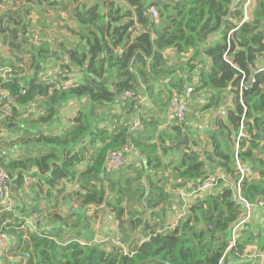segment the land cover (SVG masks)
<instances>
[{"label": "trees", "instance_id": "16d2710c", "mask_svg": "<svg viewBox=\"0 0 264 264\" xmlns=\"http://www.w3.org/2000/svg\"><path fill=\"white\" fill-rule=\"evenodd\" d=\"M32 1L36 4L38 0ZM83 1L66 0L67 6L75 4L70 11L75 18L68 15L71 25L64 26L70 40L64 43L47 36L61 56L51 54L50 41L29 43L24 29L35 26L16 16L22 32L15 47L26 54L23 63L10 60L3 65L13 72L0 85V139L4 131L17 132V140L25 149L23 154L8 158L0 148V154L4 153L0 163L13 178L14 186L13 209L0 212V232L13 238L10 247L0 250V264H229L244 259L247 246L264 252V232L254 236L248 222L240 226L235 245L226 252L230 228L244 216L233 189L238 180L235 141L241 127L244 136L238 141L237 156L251 166V174L241 181L240 194L251 203L264 200V0H249L244 22L241 20L248 0H161L163 6L159 0ZM151 6L159 13L157 23L151 18ZM54 14L44 16V20L56 30L62 17ZM46 21L40 24L43 30L49 29L44 27L49 25ZM168 50L173 51L178 64L170 62ZM187 52L190 55L185 63L181 57ZM52 58L66 61L62 72L76 69L80 75L76 87L60 91L39 82L38 76L45 69L41 63ZM187 86L193 87L192 98L205 92L204 109L217 111L230 103L224 115L218 114L214 120L218 133L209 132L210 150L200 149L197 141L193 142L197 149H175L183 135H189L186 122L173 120L168 125L170 133L156 135L170 99L182 94ZM126 93L130 96L123 97ZM141 94L156 110L136 107ZM82 97L88 105L76 114L69 128L55 134L50 126L57 119L58 109ZM37 101L42 114L29 113ZM116 105L125 110L122 123L113 113ZM131 117L141 122V130L131 129ZM42 126L48 129L44 131ZM128 146L144 157L141 172H148L144 180L149 193L146 203L139 202L146 213L142 216H138L141 212L137 208L124 206L127 195L141 188L137 185L140 173L123 182L114 179L121 177L120 170L128 159L113 173L104 171L109 153L124 151ZM75 147H79V155ZM88 147L92 156L86 159ZM170 153L178 154V159H171L165 166L162 157ZM85 160L91 162L80 176L85 194H73L82 199L80 206L104 202L113 212L118 237L106 244L91 238L83 240L89 230L87 223L72 232L79 223L68 224L65 218L57 217V202L52 206L51 227L44 229L41 225L37 229L32 221L33 214L42 213V195L47 200L57 199L64 193L60 183L72 182L75 168ZM165 170L174 177L173 189L216 174L221 177L215 191L193 202L185 219L167 232L161 230L168 211L165 206L172 200L160 185L166 178ZM27 176L32 179L30 184H26ZM34 179L43 182L47 193L41 188L35 191ZM21 188L28 197L35 194L36 205L15 206L14 195ZM214 221L215 235L211 237L209 225ZM67 225L70 231L65 230ZM260 255H253L245 264H264ZM150 258L159 262H144Z\"/></svg>", "mask_w": 264, "mask_h": 264}, {"label": "crops", "instance_id": "0c3cea01", "mask_svg": "<svg viewBox=\"0 0 264 264\" xmlns=\"http://www.w3.org/2000/svg\"><path fill=\"white\" fill-rule=\"evenodd\" d=\"M52 1L54 0H38L37 3H40V6H36L37 3L34 4L32 0H0V64L7 65L10 60H15L17 62L23 63L22 59L25 56L26 52L25 53L17 52L15 47V45L20 41L21 32H22L21 24L18 23L19 19H20L19 21L29 23L30 26H35L30 30L29 28L24 29V31L27 32L25 37L29 38V43L33 44L34 40H36L39 41L37 44L41 45L44 41L46 42L50 41V48L53 47L52 41L48 39L47 36H49L50 38L54 37L55 30L53 28L43 30L40 27V24L46 21L44 20V16L49 17L50 15H53L54 11L58 10L57 12L60 14L61 17L63 16L62 17L63 19L65 18V16L70 15V11L75 8V4L72 3L71 6H67L66 0H62L61 4H58L57 1L59 0H56V4L53 5L51 4ZM86 1H91V0H86ZM16 16L19 19H16ZM46 22L48 23V21ZM50 25L52 24L50 23L48 26ZM65 25H71L70 21L69 22L59 21L58 33L59 31L60 33L65 32V29H63ZM12 32L14 33L13 35ZM38 32L43 36L38 37L37 36ZM29 34L31 35V37L29 36ZM66 35L70 37L69 34ZM23 45L27 46L29 44L24 43ZM54 52L59 53L57 51H52V53ZM166 55L169 56L170 62H175L176 64H178V61L176 60L172 50H168L166 52ZM25 61H27V59H25ZM28 65L29 63L26 66ZM52 68H54V66ZM190 74L193 75V73ZM67 80L79 82L80 75H72V77L70 75L67 78ZM206 97L207 95L205 94V92L200 93L199 95L196 94V97L192 98V102L189 105V112L187 113V116L191 117V119L189 118L187 120L186 117L187 120L186 126L189 129V135L186 134L188 136L189 144L186 147L193 146V149H197V147L193 143L194 141H197V145L200 149L210 150L209 136H208L209 132L210 131L215 132V130L218 131V129L214 125V120L217 117H219L217 116L218 114H221V116H223L225 113V107H228L230 105V103L227 102L223 106H221L217 111L204 109L203 107L207 102ZM87 105L88 102L83 97L79 99H71L67 101L58 109L57 119H55L52 122V126H50V129H53L55 134H61L64 130H66L71 126V121L76 116V114L80 110L84 109V107ZM37 106H38L37 103L31 106L29 113L34 112L35 115L42 114V112L38 111ZM150 106L151 105L147 101V97L144 94H141L140 97L138 96V103L136 107H139L140 109L144 107V108H151L152 110H156V108ZM113 113L119 116L118 120L120 121V123H122L125 114L124 108H122V106L116 105ZM161 118L162 121L159 122L158 124V133L156 134L157 136L161 131H165V133H170V129L168 128V125L173 124V120L169 117L168 111H167V115L161 116ZM135 120L138 119H136V117H131L132 125ZM132 125H131V129H132ZM41 129L46 131L48 129V126H42ZM141 129L142 127L138 130H134V129L132 130L139 131ZM18 137L19 134L17 132L9 133L8 131H4L2 133V138L0 139V148L5 149L8 158H15L20 154H23L25 145L17 140ZM7 143L9 144L6 145ZM78 149L79 147H75L74 149L78 153L77 155H79ZM91 151L92 150L88 147V151L84 154V157L86 159L91 158L92 156ZM171 159L177 160L178 154L170 153L164 155L162 157L163 164H165V166H168ZM142 161H144V157H141L139 152L135 148L134 149L131 148V152L128 155L127 165L122 170H120L121 177L116 176L114 178V179L120 178V181L123 182L124 179L134 178L135 175H137V173H140L141 182L139 181L137 185H141V188L136 191L134 190L131 191L130 194L127 195L126 197L128 202L124 204V206H127L132 209L137 208L141 212L139 213L138 216H142L144 214L146 215V213L143 212L142 207L139 206V202L142 201L146 203L145 196L149 193L148 187L145 185V180H144L145 175H147L148 172L147 171L144 173L141 172V168L143 165ZM90 163L91 162L85 160L82 162V164L79 165L77 164L78 166L75 168L74 171V180L72 182L71 180H66V181L64 180V182L60 183V186L64 187V193L60 194L57 197V199L50 197L49 200H47L45 199V195H42L43 198L39 201V204L41 205L42 208V213L39 215L37 214L32 215V221L34 222V226H36L37 229H39L41 225L43 226L44 229L51 227V222L53 217V215L51 214V212L53 211L52 206L54 203L57 202L58 203L57 217L60 216L61 218H65L68 224H72L74 222L79 223L77 225L78 228L72 229L71 230L72 232H78L79 229L84 228L83 226L86 223L88 224L89 230L87 233L84 234L83 240L88 241V238H91V240L93 241L96 240L95 243L101 242L105 244L108 243V240L112 241L113 237L107 239V236L98 239L99 233H101V231L99 232V229L102 227H105V229L104 228L102 229H104L105 232L109 233L110 236H112L113 234H116L117 236L113 212L105 206L104 202L100 204H93L91 202L89 204L80 206L82 199H80L79 197H82V195L85 194V190L81 188L80 176H82V174L84 173V170L86 169V165H90ZM167 173L168 170H165L164 175L166 178H164L165 180L161 182L160 185L161 188L169 194L170 200L172 201L170 205L165 206V208L168 209V211L165 213V221L163 223V227L161 230L163 232L164 231L167 232L168 230H171L173 229V227L177 226V224L181 220L185 219V217L187 216L191 204L196 200L203 198L201 196L198 197L194 196L185 199L183 197V193L189 189V185H191V183L187 184L186 186L173 189V186L175 184L174 177L167 175ZM35 183L37 184V187L34 188L35 191L41 188L44 193H47L48 188L45 185H43V182H39L36 179H34L33 184ZM98 188H99V184H96L95 189ZM32 191L30 190L29 192ZM212 191H215V189H213ZM75 192H79L78 198L74 196L73 193ZM14 197H16L14 200L15 206L20 208L23 207L24 205L25 206L36 205L38 201L35 199L34 193L33 194L30 193L28 197L25 190L22 188L19 189L17 193H15ZM168 203L169 202H166L165 204ZM162 207L163 206L159 205L158 208H162ZM259 211L260 210L258 209H253L251 219L247 223L249 230L254 236L262 234L261 232H264V217ZM143 219L147 220L146 218ZM26 221L28 222L27 225L29 226V221L28 220ZM157 222H159V220ZM94 225H96V228H94ZM151 225H153V222L151 223ZM69 227L71 226L67 225L65 230L70 231ZM157 230L159 231V227L157 228ZM131 240H132L131 237L128 238L129 242ZM12 241L13 238L8 237L6 243V245H8L7 247H10L12 245ZM121 241L124 244H126L124 238H121ZM123 247L125 248V246ZM244 252L246 256L244 259L238 258L235 261H231L229 264H245L247 259L249 260L250 256L253 255L255 256L256 254L259 253L261 254L259 258L263 259L264 257V252L262 251L259 252V250L254 245L247 246L244 249ZM262 259H260L259 261H262Z\"/></svg>", "mask_w": 264, "mask_h": 264}, {"label": "built area", "instance_id": "2783aa9c", "mask_svg": "<svg viewBox=\"0 0 264 264\" xmlns=\"http://www.w3.org/2000/svg\"><path fill=\"white\" fill-rule=\"evenodd\" d=\"M248 4H249V0L247 1L245 7ZM245 7H244V16L241 22H244L248 18L247 7L246 8ZM149 12L151 14L152 20L155 23H157L159 19L158 11L155 9V7L151 6L149 7ZM62 68H63L62 65H59L58 68L54 67L53 69H49V68L44 69V71H42L38 76L39 82L45 85H50L52 86L53 89L60 91H65L70 87H76L79 82L67 80L70 74L69 75L62 74L61 72ZM12 72L13 71L10 67L0 65V85L1 82L3 80H6L7 77H9ZM60 79L61 82H59ZM192 93H193V87L187 86L185 87V90L182 94H174V96L170 99L168 103V114L169 117L175 122L182 124L186 122L187 113L189 112V105L192 102ZM129 96L130 94L126 93L123 97H129ZM1 98L6 99L5 94L1 93ZM38 102L39 101L35 103H37L38 105ZM4 108H5V113L9 114L10 112L9 106L5 105ZM140 128H141V122L139 120H135L132 125V129L138 130ZM242 136H244V134L241 127L237 133L236 143H235L234 161L236 167L235 173L238 176V180L233 189H234L235 200L241 204L244 211V216L233 227H231V236L228 246L226 248V252L235 245L236 237H237L236 233L241 225L250 221L253 209L260 210L259 212L264 217V200H259L256 203H251L245 200L240 194L241 181L243 180L244 177L251 174V166L248 163L242 162L237 156V150H238L237 142ZM130 152H131V148L129 146L126 147L124 151L115 150L110 152L106 164L104 166L105 173L111 174L114 171H116L118 168H120L128 159V155ZM2 155H4L3 152L0 154V156ZM220 179H221L220 176L215 175L211 178H207L200 182L192 183L191 185H189V189L183 193V197L185 199L194 196L205 197L210 193V191H212L218 185V180ZM25 181L26 184L28 183L30 184L32 182V179L29 176H27L25 178ZM13 188H14L13 178L4 170L2 164L0 163V212H8L13 209L14 207L12 201ZM7 240H8V235L6 233L0 232V250L3 247H5Z\"/></svg>", "mask_w": 264, "mask_h": 264}, {"label": "rangeland", "instance_id": "374dc122", "mask_svg": "<svg viewBox=\"0 0 264 264\" xmlns=\"http://www.w3.org/2000/svg\"><path fill=\"white\" fill-rule=\"evenodd\" d=\"M61 1L62 0H59V1H57V3L58 4H61ZM80 2H84L83 0H80ZM115 2H118V0H115ZM58 11V10H57ZM57 11H54L55 12V14H54V17H59L60 16V14L57 12ZM63 17V16H62ZM69 17L70 18H75L74 17V15H73V12H70V15H69ZM62 21H66V22H69V19H68V16H65V18H63L62 19ZM72 24H73V22H72ZM50 26H52V25H50ZM50 26H48V27H46V26H44L45 28H49ZM54 27V26H53ZM53 27H51V28H53ZM51 28H49V29H51ZM63 29H65L64 27H63ZM35 34V33H34ZM66 34H69V33H67L66 31L65 32H63V33H60V31H59V33H58V29H56L55 30V33H54V38L56 37L57 38V40L59 41V42H64L65 43V41H68V40H70V37H68ZM37 36L38 37H42L43 35H41L39 32L37 33ZM53 47H56V45L54 44L53 45ZM50 48V46H49V48H50V50L51 51H54V49L55 48ZM51 54L53 55V53L51 52ZM61 54V53H60ZM62 55V54H61ZM60 55V56H61ZM189 52H187L184 56H182L181 57V60L182 61H184L185 63H186V61L189 59ZM54 60L56 61V62H54ZM59 63V65H64L65 64V62L64 61H57L56 59H54V58H52L50 61H48V62H46V63H44V64H42L41 63V65H42V67H44L45 69L46 68H49V69H53L52 67L56 64V63ZM57 63V64H58ZM59 70V69H58ZM62 72V71H61ZM75 73V75H79V74H77L78 72L76 71V69H74V68H71V69H69V70H65V71H63L62 72V74H65V75H67V74H70L71 75V77H72V75ZM191 119V117H189V116H187V120L188 119ZM187 120H186V122H187ZM94 228H96V225H94ZM99 228V227H98ZM102 228H104L105 229V227H102ZM102 228H100L99 229V232L101 231V233H99V237H98V239H101V238H104L105 236H107V239L108 238H111V237H113V238H115L116 237V234H113L112 236H110L109 235V233H107V232H105V230L104 229H102ZM138 239H140V238H138ZM117 245H118V242H117ZM7 247H6V245H5V247H4V249H6ZM251 257H253V256H250V258ZM249 258V259H250Z\"/></svg>", "mask_w": 264, "mask_h": 264}, {"label": "water", "instance_id": "95a60500", "mask_svg": "<svg viewBox=\"0 0 264 264\" xmlns=\"http://www.w3.org/2000/svg\"><path fill=\"white\" fill-rule=\"evenodd\" d=\"M161 6H163L164 5V2L163 1H161V0H159V1H157ZM54 55H61L60 53H53ZM215 133H218V131L217 130H215ZM188 144H189V141H188V136L186 135V134H184L183 135V140L182 141H180L179 143H177L176 145H175V149H177V148H179V147H183V146H188ZM253 162V161H252ZM209 228L211 229V237H213L214 235H215V221L213 222V223H211L210 225H209ZM151 260H155V261H158L157 259H152V258H150V259H147L146 261H144V262H148V261H151ZM159 262V261H158Z\"/></svg>", "mask_w": 264, "mask_h": 264}, {"label": "clouds", "instance_id": "9594fccd", "mask_svg": "<svg viewBox=\"0 0 264 264\" xmlns=\"http://www.w3.org/2000/svg\"><path fill=\"white\" fill-rule=\"evenodd\" d=\"M68 75H69V74H68ZM73 75H75V73H74Z\"/></svg>", "mask_w": 264, "mask_h": 264}]
</instances>
